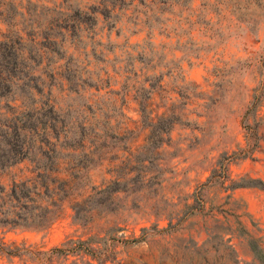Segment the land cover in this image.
Returning a JSON list of instances; mask_svg holds the SVG:
<instances>
[{
    "label": "rangeland",
    "instance_id": "1",
    "mask_svg": "<svg viewBox=\"0 0 264 264\" xmlns=\"http://www.w3.org/2000/svg\"><path fill=\"white\" fill-rule=\"evenodd\" d=\"M0 264H264V0H0Z\"/></svg>",
    "mask_w": 264,
    "mask_h": 264
}]
</instances>
